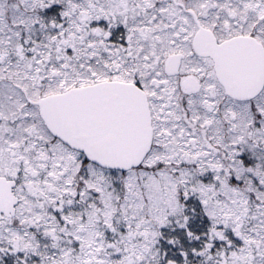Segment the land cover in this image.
I'll return each mask as SVG.
<instances>
[{"label": "snow or ice", "instance_id": "6c2138e0", "mask_svg": "<svg viewBox=\"0 0 264 264\" xmlns=\"http://www.w3.org/2000/svg\"><path fill=\"white\" fill-rule=\"evenodd\" d=\"M0 264H264V0H0Z\"/></svg>", "mask_w": 264, "mask_h": 264}]
</instances>
